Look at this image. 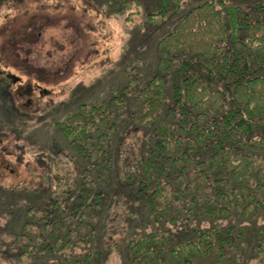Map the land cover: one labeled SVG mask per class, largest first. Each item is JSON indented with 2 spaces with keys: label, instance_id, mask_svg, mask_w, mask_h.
Masks as SVG:
<instances>
[{
  "label": "trees",
  "instance_id": "trees-1",
  "mask_svg": "<svg viewBox=\"0 0 264 264\" xmlns=\"http://www.w3.org/2000/svg\"><path fill=\"white\" fill-rule=\"evenodd\" d=\"M155 2L143 15L150 25L179 9L182 0ZM110 3L128 22L148 6L138 0ZM159 49L157 72L145 87L136 91L140 79L129 68L127 84L111 98L57 124L90 168L79 169L66 154L67 167L54 162L52 204L25 212L21 231L5 243L8 262L94 264L91 253L73 260L66 252L97 240L107 210L100 185H111L116 170L122 182L136 187L158 226L167 227L131 238L133 264H197L212 257L242 264L251 230L229 223L231 211L245 218L264 214V5L250 12L230 7L226 20L214 0L204 2L160 40ZM126 111L134 127H155L129 168L124 159L112 158ZM202 219L225 224L202 226ZM258 242L260 262L263 235Z\"/></svg>",
  "mask_w": 264,
  "mask_h": 264
},
{
  "label": "rangeland",
  "instance_id": "rangeland-1",
  "mask_svg": "<svg viewBox=\"0 0 264 264\" xmlns=\"http://www.w3.org/2000/svg\"><path fill=\"white\" fill-rule=\"evenodd\" d=\"M138 1L148 6L140 7L142 14L128 22V15L117 14L110 0H0V264H47V258L8 262L3 256L5 243L21 231L29 208L52 204L50 183L57 173L56 160L64 161L58 167H67L71 162L66 154L79 169L90 168L70 148L57 124L83 106L111 98L112 91L127 84L129 68L140 79L136 91L145 87L157 72L160 40L193 7L210 0H182L180 8L171 10L158 25L147 24L143 18L156 6L155 0ZM214 1L226 20L230 7L250 12L255 5H264V0ZM129 118L126 111L112 141L114 162L124 159L128 168L136 161L141 143L155 130L138 129ZM146 149L147 143L143 151ZM112 178L111 185H100L107 210L97 240L67 251L70 259H83L91 253L94 264H133L128 251L131 238L167 228L158 226L134 185L122 182L116 170ZM108 213L111 219L107 223ZM228 222L251 230L246 233L248 248L241 263L264 264V252L260 262L256 259L259 235L264 236V214L245 218L232 209ZM215 224L225 221L202 219L199 225ZM197 264L238 262L212 257Z\"/></svg>",
  "mask_w": 264,
  "mask_h": 264
}]
</instances>
